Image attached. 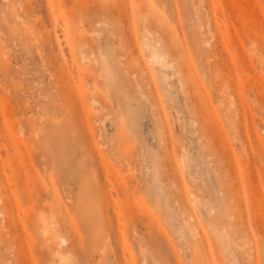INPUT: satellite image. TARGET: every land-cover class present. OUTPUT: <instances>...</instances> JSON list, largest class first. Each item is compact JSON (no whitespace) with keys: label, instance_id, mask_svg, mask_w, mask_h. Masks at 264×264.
I'll use <instances>...</instances> for the list:
<instances>
[{"label":"rangeland","instance_id":"rangeland-1","mask_svg":"<svg viewBox=\"0 0 264 264\" xmlns=\"http://www.w3.org/2000/svg\"><path fill=\"white\" fill-rule=\"evenodd\" d=\"M0 264H264V0H0Z\"/></svg>","mask_w":264,"mask_h":264},{"label":"bare ground","instance_id":"bare-ground-1","mask_svg":"<svg viewBox=\"0 0 264 264\" xmlns=\"http://www.w3.org/2000/svg\"><path fill=\"white\" fill-rule=\"evenodd\" d=\"M147 20L152 22V18H150V17H147ZM148 31L146 30L147 34L143 35L142 38L140 39V41H141L142 48L144 49L149 60L155 66L158 65V66L164 68V67H167V65H168V67H172L173 64L167 62L168 46L165 48L163 44H161L159 41H157L156 38L154 39L151 36L150 32L148 34ZM46 233H47V229L45 230V234ZM47 240H50V239L48 238Z\"/></svg>","mask_w":264,"mask_h":264}]
</instances>
